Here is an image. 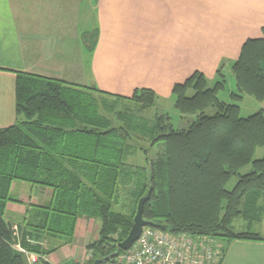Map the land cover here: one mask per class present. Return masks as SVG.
Masks as SVG:
<instances>
[{"label":"trees","instance_id":"1","mask_svg":"<svg viewBox=\"0 0 264 264\" xmlns=\"http://www.w3.org/2000/svg\"><path fill=\"white\" fill-rule=\"evenodd\" d=\"M263 38L248 41L232 67L236 92L230 104L223 68L211 87L195 73L173 89L175 108L195 117L176 130L157 110L149 89L132 97L113 95L36 74L17 72V123L0 128V264H30L15 245L41 256L55 251L49 238L70 244L79 219L99 221L100 239L89 245L93 259L122 253L140 200L153 188L144 218L173 234L226 240L263 241L255 232H236L234 223L251 224L264 214V111L247 118L240 102H264ZM98 31L84 35L93 51ZM213 113L210 114V111ZM251 170L245 171L250 168ZM234 179L237 183L230 187ZM15 181L53 190L49 206H34L24 226L7 222ZM126 196L130 213L117 206Z\"/></svg>","mask_w":264,"mask_h":264},{"label":"crops","instance_id":"2","mask_svg":"<svg viewBox=\"0 0 264 264\" xmlns=\"http://www.w3.org/2000/svg\"><path fill=\"white\" fill-rule=\"evenodd\" d=\"M263 28L264 0H0V128L18 120L17 72L123 97L149 89L159 104L197 72L213 87L218 70L228 75ZM96 31L90 51L84 35ZM256 108L264 111V102ZM11 195L19 202L8 204L6 219L15 227L24 226L34 206L53 201L52 189L20 181ZM254 225L247 221L243 232L255 228L263 241H217L220 264H264V214ZM100 226L83 218L70 244L49 238L47 248L55 251L46 261L87 264Z\"/></svg>","mask_w":264,"mask_h":264},{"label":"built area","instance_id":"3","mask_svg":"<svg viewBox=\"0 0 264 264\" xmlns=\"http://www.w3.org/2000/svg\"><path fill=\"white\" fill-rule=\"evenodd\" d=\"M14 230L17 232L18 228L14 227ZM18 237L15 248L30 264H38L41 256L22 248ZM222 255L223 250L212 238L173 234L148 227L129 250L106 264H220Z\"/></svg>","mask_w":264,"mask_h":264},{"label":"rangeland","instance_id":"4","mask_svg":"<svg viewBox=\"0 0 264 264\" xmlns=\"http://www.w3.org/2000/svg\"><path fill=\"white\" fill-rule=\"evenodd\" d=\"M226 76H227V82H228L227 88L224 91H221L219 93V97L221 100H223L227 103L233 104V103H236V101L231 98V93L237 91L233 72L231 71ZM239 104L242 107L241 115L243 118H247V117H250L252 115L257 114L260 110H257L256 107L258 105H259V107L262 105V103H259L253 97H246L245 100L241 101ZM156 109L157 110L153 109L152 112L154 113L157 111L160 114L167 115L170 118V122L173 124V127L176 130L187 129L191 125V123L195 120V117H187L184 119L183 115L175 108L174 99H172L171 101L159 102ZM212 113H213V110L210 111V114H212ZM263 157H264V148H261L257 151L255 158L258 160V159H262ZM248 170L250 171L251 167L246 169L245 171H248ZM236 183H237V179H234L233 182L230 184V187L232 188V186L235 185ZM14 196L18 197L16 194ZM122 197H123V202H121V205L117 206V209L118 210L122 209L125 213L127 212L126 214H131L129 206L125 204L126 203L125 202L126 201L125 200L126 199L125 193H122ZM246 224H247V221L244 218H239L234 223V230L236 232L246 231V228H244V226H243ZM254 224L256 225V223H254ZM255 230L256 229L254 228L253 232ZM99 239H100V236H99L98 240ZM89 252H90V257H89V262H90L93 259V252L90 249H89ZM40 264H42V263H40Z\"/></svg>","mask_w":264,"mask_h":264},{"label":"water","instance_id":"5","mask_svg":"<svg viewBox=\"0 0 264 264\" xmlns=\"http://www.w3.org/2000/svg\"><path fill=\"white\" fill-rule=\"evenodd\" d=\"M152 192H153V188H151L150 191L148 192V194L140 200L138 210H137V214H136V217L134 219V225H133L128 237L118 245V248L121 251L129 250L134 245V243L136 241H138V239L140 238V236H141V234L145 228H148V227L154 228L155 227V224L146 221L144 218L145 205H146V203H148L151 200ZM117 255H118V253L114 252L106 258L96 260L94 262V264H106L109 261L116 258Z\"/></svg>","mask_w":264,"mask_h":264}]
</instances>
